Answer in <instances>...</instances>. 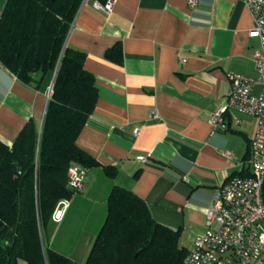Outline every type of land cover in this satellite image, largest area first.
Here are the masks:
<instances>
[{"label":"crops","instance_id":"obj_1","mask_svg":"<svg viewBox=\"0 0 264 264\" xmlns=\"http://www.w3.org/2000/svg\"><path fill=\"white\" fill-rule=\"evenodd\" d=\"M7 0H0V17ZM110 12L84 0L67 46L86 53L98 100L77 144L102 166L88 169L84 186L60 201L45 235L55 251L84 264L103 226L113 186L143 199L163 225L181 229L189 251L205 230L206 208L216 189L241 172L257 119L239 114L212 132L210 116L230 94L229 72L256 76L260 40L244 0H116ZM101 5V4H100ZM121 42L123 62L104 58ZM26 84L0 62V140L11 145L26 123L41 127L54 75ZM259 93L260 87H254ZM49 96V97H48ZM230 152L231 158L224 156Z\"/></svg>","mask_w":264,"mask_h":264},{"label":"trees","instance_id":"obj_2","mask_svg":"<svg viewBox=\"0 0 264 264\" xmlns=\"http://www.w3.org/2000/svg\"><path fill=\"white\" fill-rule=\"evenodd\" d=\"M104 5L107 0H95ZM84 0H7L0 17V62L22 82L53 76V92L42 128L26 123L16 140H0V264H74L46 243L48 225L60 201L75 194L69 168L103 167L77 144L99 97L95 75L85 69L86 53L65 44ZM121 42L104 58L123 62ZM244 171L232 176H244ZM106 220L84 264H181L188 253L181 229L158 222L131 190L113 186Z\"/></svg>","mask_w":264,"mask_h":264},{"label":"built area","instance_id":"obj_3","mask_svg":"<svg viewBox=\"0 0 264 264\" xmlns=\"http://www.w3.org/2000/svg\"><path fill=\"white\" fill-rule=\"evenodd\" d=\"M114 1L98 4L104 11L113 9ZM195 6L196 0H189ZM254 19L250 35L259 38L253 63L256 76L229 72L226 77L231 91L224 106L210 116L212 132L228 127L225 114H231L235 123L239 114L252 115L257 119L255 134L250 141L249 154L243 170L246 175L229 177L219 186L211 204L206 208L205 227L181 264H264V0H244ZM260 92L255 93L254 87ZM53 86H49L51 96ZM48 96V97H49ZM230 152L224 156L231 158ZM88 169L78 163L69 168L68 185L75 193L80 192ZM61 210L55 211L59 218Z\"/></svg>","mask_w":264,"mask_h":264},{"label":"water","instance_id":"obj_4","mask_svg":"<svg viewBox=\"0 0 264 264\" xmlns=\"http://www.w3.org/2000/svg\"><path fill=\"white\" fill-rule=\"evenodd\" d=\"M52 83H53V82H52ZM52 83H51V84H52ZM52 86H53V84H52ZM41 124H42V123H41ZM42 126H43V124L41 125V128H42Z\"/></svg>","mask_w":264,"mask_h":264}]
</instances>
